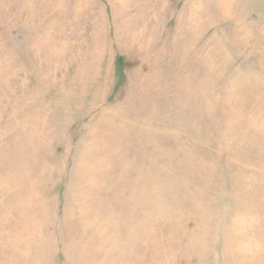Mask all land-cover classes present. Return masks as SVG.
Listing matches in <instances>:
<instances>
[{
  "label": "rangeland",
  "instance_id": "rangeland-1",
  "mask_svg": "<svg viewBox=\"0 0 264 264\" xmlns=\"http://www.w3.org/2000/svg\"><path fill=\"white\" fill-rule=\"evenodd\" d=\"M0 264H264V0H0Z\"/></svg>",
  "mask_w": 264,
  "mask_h": 264
}]
</instances>
